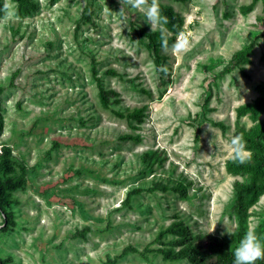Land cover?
Instances as JSON below:
<instances>
[{
  "label": "rangeland",
  "instance_id": "374dc122",
  "mask_svg": "<svg viewBox=\"0 0 264 264\" xmlns=\"http://www.w3.org/2000/svg\"><path fill=\"white\" fill-rule=\"evenodd\" d=\"M32 1L22 12L16 0H2L0 9V149L11 148L27 179L12 192L15 224L0 231V259L192 264L157 251L173 246L175 237L159 232L179 220L194 235L219 237L233 253L248 230L264 240V194L242 229L232 186L242 178L226 170L232 137L253 125L248 116L238 120L236 108L264 91V0L252 7L253 0H159L181 14L177 38L187 39L182 51L161 48L163 76L145 34L160 32L144 20L151 0L140 9L128 0ZM253 40L251 62L222 75ZM93 58L112 91L109 110ZM143 106L142 123L113 111ZM126 134L140 138L122 139ZM146 152L160 162L143 159ZM179 181L184 196L173 189ZM133 189L140 192L127 204ZM129 246L137 251L123 255Z\"/></svg>",
  "mask_w": 264,
  "mask_h": 264
},
{
  "label": "trees",
  "instance_id": "16d2710c",
  "mask_svg": "<svg viewBox=\"0 0 264 264\" xmlns=\"http://www.w3.org/2000/svg\"><path fill=\"white\" fill-rule=\"evenodd\" d=\"M18 2L19 12L35 7V2L32 0H16ZM185 1V0H179ZM259 0H253L250 7H252ZM2 7V0H0V9ZM162 13L167 17V28L173 35L168 34L169 46L176 41L178 33L182 30L184 19L180 13L175 11L172 7L159 5ZM89 19V17H86ZM78 29V26H77ZM135 33H140L136 27H133ZM143 30V29H142ZM149 38L148 46L154 53V62L156 67L159 68L164 64L165 58L161 54V48L163 47L161 42L160 32L145 33ZM256 46V41L244 45L225 68L220 72L222 75H226L232 72L235 68L239 67L243 63H250L251 59L249 55ZM92 75L96 80V84L99 90L100 102L103 108L111 109V93L105 85L102 76L98 72L96 59L91 61ZM161 76L165 72L161 71ZM106 74L118 75L119 73L114 69H108ZM4 93V87L0 85V101L1 96ZM147 106L134 108L132 110L121 111L113 110L114 113L120 117L127 119L128 122L136 121L142 123L146 116ZM264 91L261 95L256 97L253 101L243 103L236 108L237 119L248 116L253 125L248 129H240V132L236 136H242L246 142V155L244 161L241 162L236 159L234 154L226 161V170L228 173L234 176H240L241 180H236L232 184L234 189V205L233 211L238 218L239 225L242 229H246V224L250 215V208L254 206L259 198L264 194ZM139 136L126 134L122 136V139L138 140ZM145 160H153V162H160L155 153L146 152L143 155ZM158 160V161H157ZM15 165H18L20 171L15 169ZM26 167L24 164L17 162L12 157L11 148L7 145H2L0 149V212L3 215V223L5 224L0 228V231H8L10 227L15 224L13 213L10 210L13 204L11 198L12 192L25 186ZM177 182V185L173 189L180 192L183 196L186 195L187 186ZM163 190H168V186L160 185ZM139 189H133L128 192L125 199V203L130 204L133 195L139 193ZM86 230L81 234L85 235ZM170 234L175 238L171 241L172 247H159L157 251L161 253L166 259L188 260L192 264H234V253L226 251V245L219 237L214 235H194L190 232L187 225L182 220L175 221L165 229L159 232V237H164ZM176 247H178L176 249ZM137 251L133 246L127 247L123 251V255ZM115 259H109L107 264L114 263ZM0 264H7L6 260L0 259ZM255 264H264V258L258 259Z\"/></svg>",
  "mask_w": 264,
  "mask_h": 264
},
{
  "label": "clouds",
  "instance_id": "9594fccd",
  "mask_svg": "<svg viewBox=\"0 0 264 264\" xmlns=\"http://www.w3.org/2000/svg\"><path fill=\"white\" fill-rule=\"evenodd\" d=\"M128 3L131 8L140 9L142 0H128ZM142 11L144 20L151 25L152 30L155 31L159 28L162 45L165 48H168L167 17L162 13L159 7V0H151V3L143 7ZM120 12L123 14L124 8ZM186 47V38L180 39L178 37L176 41L171 44V48L174 51H182ZM158 70L167 72V67L165 65H161ZM231 145L235 158L243 162L247 150L246 142L243 137H232ZM233 223H235V221H233ZM234 258V264H255L258 259L264 258V240H261L254 231L248 230L244 233L238 246L235 248Z\"/></svg>",
  "mask_w": 264,
  "mask_h": 264
}]
</instances>
